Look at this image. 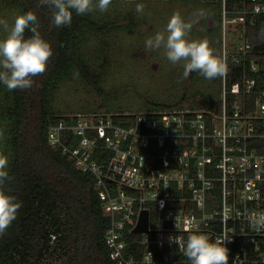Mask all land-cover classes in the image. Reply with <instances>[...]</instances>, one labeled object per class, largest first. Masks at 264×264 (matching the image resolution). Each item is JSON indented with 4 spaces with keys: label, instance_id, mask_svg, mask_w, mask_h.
Returning <instances> with one entry per match:
<instances>
[{
    "label": "built area",
    "instance_id": "2783aa9c",
    "mask_svg": "<svg viewBox=\"0 0 264 264\" xmlns=\"http://www.w3.org/2000/svg\"><path fill=\"white\" fill-rule=\"evenodd\" d=\"M220 3L216 98L65 113L49 127L48 143L95 178L117 264H189L168 237L186 242L194 230L228 239V264H264V229L247 218L264 212V39L255 48L247 37L248 23L264 28V0ZM229 62L241 70L233 82ZM143 211L148 230L138 232Z\"/></svg>",
    "mask_w": 264,
    "mask_h": 264
},
{
    "label": "trees",
    "instance_id": "16d2710c",
    "mask_svg": "<svg viewBox=\"0 0 264 264\" xmlns=\"http://www.w3.org/2000/svg\"><path fill=\"white\" fill-rule=\"evenodd\" d=\"M5 1L17 5L21 13L33 11L36 14L38 31L51 45L53 55L46 71L32 77L31 88L9 91L0 82V132L3 133L0 146L8 154L9 173L3 190L22 203L17 218L0 235V264H52V261L58 259L60 261L56 263L59 264H117L105 240L110 218L103 211L94 176L77 168L74 160L52 147L47 138L49 127L64 113L53 105L52 91L56 83L74 69L91 80L97 77L96 70L91 68L89 60L84 57V49L87 47L83 46L87 39L84 36L85 28H89L93 35L100 38L98 40L102 48L111 51L106 56L116 58L121 53L116 48H126L124 41L127 40L122 34L131 37L129 30L125 33V28L120 30V27L123 21L131 18L133 9H121L116 5L121 1L112 0L114 17L111 20L104 16L97 17L96 10L85 15H78L73 10L70 26L55 27L51 20L52 10L47 6H40L39 0ZM188 1L195 7L198 6V0ZM200 1L198 8L206 16L200 18L197 13L190 12L186 22L198 20L193 23L191 30L197 31L196 27L200 26L204 35L205 31L209 32L205 20L214 15L219 30L214 43L209 45L212 49L215 45V54L216 46L221 42L220 0ZM233 1L228 0V4L232 5ZM172 11L180 13L175 8L168 9V12ZM165 15L167 14H160L161 18ZM130 23L133 27V23ZM262 28L260 21L255 25L248 23L247 37L255 48L263 45ZM111 35L117 42L114 51L110 48ZM29 36L31 33L26 30L25 37ZM136 39L139 41L142 37ZM125 51L128 52V49ZM220 54L218 53V57L221 58ZM227 69L229 81L233 82L241 70L233 62L228 63ZM202 80L207 85L203 92L194 89L187 93L181 87L176 89L175 96H147V99L138 103L137 108L112 101L101 105V108L86 107L81 111H136L181 106L185 101L193 105L204 99L216 98L219 94L218 78L208 80L201 77L196 84ZM52 235L56 236L55 240H52Z\"/></svg>",
    "mask_w": 264,
    "mask_h": 264
},
{
    "label": "rangeland",
    "instance_id": "374dc122",
    "mask_svg": "<svg viewBox=\"0 0 264 264\" xmlns=\"http://www.w3.org/2000/svg\"><path fill=\"white\" fill-rule=\"evenodd\" d=\"M119 7L123 9L128 7V10L133 9V15L129 20L123 21V25L120 27L125 28V33L129 30L132 34L131 37L126 34H122V37L127 40L124 41L126 48H116L121 50L120 54L110 59L111 51L101 47V43L98 38L91 33L89 28H85L86 42L83 46H87L84 57L89 60L91 68L96 70V78L91 80L89 77L83 75L77 70H71L68 76L59 80L56 83L55 88L52 91L53 105L55 108L65 113H72L81 111L86 107L88 108H101V105L110 103L112 101L124 104L127 107H139L138 103L143 102L149 96L154 94L156 97L161 98L164 96L177 95L176 89L181 88L183 92L200 89L201 92L205 91L207 85L200 81L196 84V81L200 80L201 76L197 72L189 74L187 79L183 78L182 64H173L167 57L160 52L155 57L157 50L146 51L145 41L147 38L154 36L157 32L166 27V24L175 12H168V9L175 8L179 11L186 21L188 19V13L200 12V0L197 1L198 6H194L192 2L188 0H120ZM173 1V2H172ZM200 1V2H199ZM131 2V4H129ZM137 3H143L145 5L143 13H137L135 6ZM217 5V3L215 2ZM221 5V3H220ZM114 3L110 5L107 12L101 13L98 10L95 11L97 17H105L107 20H111L114 17ZM222 9V8H221ZM167 14L161 18L160 14ZM17 14H22L17 5H13L5 0H0V20H5L11 26L14 23V18ZM221 15V13H220ZM189 20V19H188ZM130 22L133 23V27L130 26ZM206 26L209 32L205 31V34L201 32V27L197 26V31H190L188 34L189 39H203L208 43L213 44L217 34V19L214 15H210L205 20ZM214 26V27H213ZM221 29V23H220ZM6 36L2 26H0V39ZM112 44L111 47L114 51L117 42L111 35ZM134 37H142L139 41ZM100 39V38H99ZM85 43H88L87 45ZM139 46V48H137ZM114 47V48H113ZM217 51L215 55L220 54L222 47V29H221V42L219 46H216ZM111 49V50H112ZM128 49V52L125 50ZM139 49V50H138ZM215 45H213V50ZM219 50V51H218ZM221 55V54H220ZM106 56V57H104ZM157 60V61H156ZM78 73V75H75ZM204 78V77H203ZM202 88H199V86ZM102 110V109H101ZM67 111V112H65ZM0 154L8 156L4 149L0 146ZM60 260L52 261V264H59Z\"/></svg>",
    "mask_w": 264,
    "mask_h": 264
},
{
    "label": "clouds",
    "instance_id": "9594fccd",
    "mask_svg": "<svg viewBox=\"0 0 264 264\" xmlns=\"http://www.w3.org/2000/svg\"><path fill=\"white\" fill-rule=\"evenodd\" d=\"M111 4L112 0H39L40 6H47L52 10L51 20L55 27L70 26L73 10L78 15L95 10L104 13L109 10ZM144 8L143 3H137L135 11L143 13ZM256 11L258 13L260 9L257 8ZM205 16V12L201 10L199 17ZM194 22H186L180 13H173L164 31L146 39L145 50H163V54L171 63L182 62L185 79L192 72H197L208 80L222 77L226 72V65L214 54L208 41L188 38ZM0 26L6 33V36L0 39V82L9 91L31 88L32 77L46 71L53 55L51 45L38 31L37 16L33 11H27L17 14L11 26L5 20H0ZM26 30L31 36L25 37ZM260 31L264 34V28ZM2 138L3 133L0 132V139ZM7 169L8 158L0 154V235L11 226L22 206L20 201L3 190V184L9 178ZM247 218L256 230L264 229V212L253 211ZM168 240L178 245L189 264H228L229 250L225 244L228 240L226 238L212 240L199 230H194L188 235L186 242L172 235H169Z\"/></svg>",
    "mask_w": 264,
    "mask_h": 264
},
{
    "label": "water",
    "instance_id": "95a60500",
    "mask_svg": "<svg viewBox=\"0 0 264 264\" xmlns=\"http://www.w3.org/2000/svg\"><path fill=\"white\" fill-rule=\"evenodd\" d=\"M138 232H143L148 230V215L147 211H143L141 218L139 220V223L137 227L135 228Z\"/></svg>",
    "mask_w": 264,
    "mask_h": 264
},
{
    "label": "flooded vegetation",
    "instance_id": "af4514ba",
    "mask_svg": "<svg viewBox=\"0 0 264 264\" xmlns=\"http://www.w3.org/2000/svg\"><path fill=\"white\" fill-rule=\"evenodd\" d=\"M217 26H218V21H217ZM214 27V26H213ZM217 30H219V26L217 27ZM160 52H163V51H161V50H157L156 52H155V57H157L158 55H159V53ZM221 52V51H220ZM157 61V60H156ZM181 64H182V62H181ZM217 84H218V81H217ZM199 86V85H198ZM181 87H183V85L181 86ZM199 88H202L201 86H199ZM200 91V90H199ZM185 92H187V91H185ZM188 92H190V90L188 91ZM187 92V93H188ZM186 103H188V101H185V102H182L181 104H186Z\"/></svg>",
    "mask_w": 264,
    "mask_h": 264
}]
</instances>
